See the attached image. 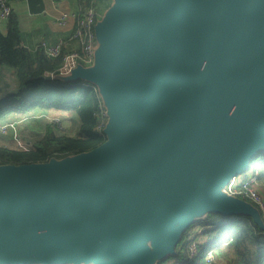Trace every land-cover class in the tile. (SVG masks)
<instances>
[{"label":"water","instance_id":"obj_1","mask_svg":"<svg viewBox=\"0 0 264 264\" xmlns=\"http://www.w3.org/2000/svg\"><path fill=\"white\" fill-rule=\"evenodd\" d=\"M95 33L67 78L97 86L106 140L0 164V264H161L207 212L264 229L223 190L264 151V0H114Z\"/></svg>","mask_w":264,"mask_h":264},{"label":"trees","instance_id":"obj_2","mask_svg":"<svg viewBox=\"0 0 264 264\" xmlns=\"http://www.w3.org/2000/svg\"><path fill=\"white\" fill-rule=\"evenodd\" d=\"M91 1L79 0L81 8L85 9ZM112 3L113 0H96L97 20ZM61 64L62 55L49 56L42 47L33 53L22 43L19 17L12 11L7 19V32H0V66L14 70L17 87L6 91L10 85H5V92L0 89V117L10 118L0 125L16 123L13 129L25 144L18 145L15 136L8 141L1 139L0 164L59 159L91 150L106 140L104 127L108 115L100 111L104 100L99 90L85 84L83 79L69 80L59 74ZM52 73L53 79L43 77ZM52 111L58 114L52 113L60 117V122L48 117ZM32 119L35 121L30 124ZM101 121L104 124L99 128ZM257 165L259 179L264 183V151L250 161L252 169ZM240 197L254 204L264 218L259 204ZM195 229H200L197 236L193 234ZM194 242L200 251L198 257L191 256ZM175 250L167 264H207L210 250L215 252L212 264H264V229L247 214L207 212L194 219Z\"/></svg>","mask_w":264,"mask_h":264},{"label":"built area","instance_id":"obj_3","mask_svg":"<svg viewBox=\"0 0 264 264\" xmlns=\"http://www.w3.org/2000/svg\"><path fill=\"white\" fill-rule=\"evenodd\" d=\"M12 12L11 0H0V18L7 20L10 13ZM97 5L96 0H92L90 5L85 9H81L78 13H63L57 18L59 24H64L67 19H75V28L72 34L73 38L80 41V50H71L64 52V46L66 45L65 40H60L54 44L43 42L41 47L45 52L52 57H58L62 55V64L58 68V73L67 76L71 69L79 64L92 65L95 60V52L98 46L95 25L97 23ZM50 75H53L50 74ZM85 84L92 86L95 90H98L97 86L85 82ZM100 111L104 115L106 114V107L104 103L100 104ZM59 122V121H58ZM103 121L99 123V128L103 127ZM4 129L13 127L12 123L0 125ZM15 128V127H13ZM16 129H14V135L17 138ZM19 136V135H18ZM18 139V138H17ZM19 145L24 147V142L19 136ZM22 141V142H21ZM260 168L257 165L252 169L251 173L245 175L234 176L230 182L223 187V190L233 196H245L259 204L264 211V183L259 179ZM215 252L210 250L207 254L206 263L212 264L215 260ZM200 251L197 247V242L192 244V257H198Z\"/></svg>","mask_w":264,"mask_h":264},{"label":"crops","instance_id":"obj_4","mask_svg":"<svg viewBox=\"0 0 264 264\" xmlns=\"http://www.w3.org/2000/svg\"><path fill=\"white\" fill-rule=\"evenodd\" d=\"M11 6L12 11L16 12L19 17L22 43L33 53L41 47L43 42L54 44L60 40L66 41L64 52L81 49L80 41L72 37L75 19H67L64 24L57 22V18L65 12H80L82 8L79 0H11ZM108 8L103 11L102 16ZM0 32L2 34L7 32V20L2 18H0ZM0 72L3 78L1 81H4L0 85L1 91L5 85L6 87L10 85L8 89H5L6 91L15 90L17 84L14 70L1 66ZM9 78H12L11 84ZM50 113L52 112H48Z\"/></svg>","mask_w":264,"mask_h":264},{"label":"rangeland","instance_id":"obj_5","mask_svg":"<svg viewBox=\"0 0 264 264\" xmlns=\"http://www.w3.org/2000/svg\"><path fill=\"white\" fill-rule=\"evenodd\" d=\"M103 17V16H102ZM101 17V18H102ZM100 18V19H101ZM99 19V20H100ZM98 43V42H97ZM1 67V66H0ZM3 67H7V66H5V65H3ZM10 79V81L11 82H13L12 81V78H9ZM1 80H3V78H1V72H0V82L1 83H4V81H1ZM5 92V91H4ZM105 106H106V110H107V112L109 111V107L105 104ZM52 113H55V112H53L52 111ZM52 113H50V114H48V117L49 118H52L54 121H56V122H60V117H57L56 115H58V114H56V115H52ZM8 119H10L8 116H2V117H0V123H3V122H6V121H8ZM62 119V118H61ZM25 121H27V120H25ZM34 121H35V119H32L31 120V122H29L30 124H33L34 123ZM130 121H132V119H126V120H124V121H122V122H120L119 124L122 126V127H125L127 124H129L130 123ZM12 124H13V127H15L16 126V123H13L12 122ZM13 127H9L8 129H4L2 126H0V139H3V140H5V141H8V140H10L12 137L14 138V129H13ZM16 138V137H15ZM17 138L19 139V136H18V134H17ZM16 138V139H17ZM15 139V140H16ZM17 139V140H18ZM17 143H18V145H19V141H16ZM22 142V141H21ZM3 143V142H2ZM251 171H252V166L250 167V164H249V168L247 169V171H245L244 173H240L239 174V176H241V175H245V174H249V173H251ZM197 231V229H195L194 231H193V234L195 233ZM200 239H201V237H199ZM169 261H173L172 260V258H170L169 259ZM168 263V260L167 261H165V262H163V263H161V264H167Z\"/></svg>","mask_w":264,"mask_h":264}]
</instances>
